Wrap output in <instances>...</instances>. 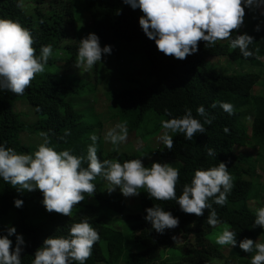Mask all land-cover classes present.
<instances>
[{"label": "trees", "instance_id": "1", "mask_svg": "<svg viewBox=\"0 0 264 264\" xmlns=\"http://www.w3.org/2000/svg\"><path fill=\"white\" fill-rule=\"evenodd\" d=\"M43 2L36 0L37 4L29 8L22 0H0V18L17 21L29 29L35 39L33 47L37 55L42 45L61 43L69 33L67 27L75 29L76 26V0H55L51 3L54 4L53 9L47 11L40 7ZM86 8L92 19L90 32L98 34L101 44L112 46L111 54H117V61H122L124 48L134 51V58L143 55V59L138 58L145 70V82L131 77L134 86L116 87L104 93L110 100V106L116 110V122H127L128 138H133L140 121L149 111L164 115L166 120L171 118L169 112L172 117H179L191 109L193 116L203 122L205 118L199 116L196 109L200 105L205 107L208 119L212 120L211 124L205 123L206 132L195 134L192 140L177 132L172 135L174 145L171 150L164 145L145 155L148 156L145 159L158 156L179 161L175 166L180 170L176 188L178 196L183 184L190 182L197 168L206 169L225 162L234 186L225 205L212 203L219 224H227L237 233V244L232 247L216 243L212 237L214 226L207 220L208 209L202 216L185 213L174 200L149 198L146 189L140 192L139 211L127 212L128 204L120 189L109 192V183L102 176L93 181L95 193L85 194V200L73 207L71 216L47 211L39 189L18 191L0 179V232L13 225L18 233L23 234L26 243L21 253L22 264H31L44 239L68 235L71 225L85 218L100 234V240L94 244L86 264H215L212 258H221L222 264H251L254 253L242 250L239 241L245 237L254 241L262 237L259 241L264 242V228L252 227L255 209L250 205L252 196L256 199L264 197V178L260 182L258 178L262 175L256 170V163L264 161V14H261V9L246 7L243 25L232 30L233 36L247 33L254 37L249 45L252 56L244 57L239 48H231L227 40L212 47H206V42L201 40L196 53L186 59H178L159 51L155 41L143 32L139 25V17L144 15L141 9H133L123 0H88ZM257 25L260 26L259 31L256 30ZM76 37L79 39L78 34ZM61 46L66 53L77 54L79 42ZM222 56L229 57L240 69L221 71L214 59ZM74 75L75 78L69 79L56 77L53 71H47L35 76L22 95L0 90V142L17 152L29 153L30 146L22 143L19 135L24 131L37 130L47 132L49 146L58 151L67 148L74 154L86 156L88 145L93 143L90 136L95 134L99 139L97 130L95 132L96 122L85 116L93 113L94 105L86 106L90 110L83 109L76 105L74 97L93 92L95 82L85 81L76 73ZM78 78L82 81L78 82ZM21 98L33 106L37 119L25 120L15 109V101ZM219 101L231 102L233 114L225 112L219 104L212 107ZM97 113L99 116L95 117L102 123L103 113ZM66 129L70 135H65ZM249 140L258 148L255 160L244 155ZM96 146L101 160L119 159L123 162L144 158L143 154L136 152L137 149L106 152L102 145L96 143ZM208 148L215 149V158L207 155ZM16 198L23 200L22 207L14 206ZM154 205L179 217V225L158 233L144 219L146 208ZM117 212L123 215L121 230L104 222L105 217H113ZM11 239L15 243V235ZM225 246H228L227 252H224Z\"/></svg>", "mask_w": 264, "mask_h": 264}, {"label": "clouds", "instance_id": "2", "mask_svg": "<svg viewBox=\"0 0 264 264\" xmlns=\"http://www.w3.org/2000/svg\"><path fill=\"white\" fill-rule=\"evenodd\" d=\"M133 9H141L144 15L139 17V25L150 39L155 41L159 51L178 59L199 50L198 42L203 40L206 47L215 46L219 41L227 40L231 48H239L244 57L253 55L249 45L254 37L247 34H235L245 18V8L261 9L264 14V0H123ZM260 30V26H256ZM35 39L31 31L19 22L0 18V90L11 91L22 95L32 80L45 70L49 58L53 55L51 44L42 45L39 55L33 47ZM112 46H101L100 37L90 32L79 40L76 66L86 71L97 63H102L104 55H110ZM219 106L228 114H233L231 102H214L212 107ZM204 121L196 118L191 109L179 117L162 121L163 132L159 139L171 150L174 145L170 133H183L185 139L192 140L197 133H204L206 124H211L203 105L196 109ZM228 129L225 128V132ZM45 138L37 149L31 153L17 152L0 142V179L16 187L18 191L42 192V204L49 212L55 211L71 216L73 207L85 200V194L96 191L93 181L102 176L109 182L107 190L114 191L119 187L125 197L138 196L140 189H146L149 198L156 200H174L180 209L189 214L202 216L208 209V223L216 226L220 223L212 201L217 205L228 202V194L233 189V177L225 162L210 168H197L190 182L184 183L182 192L177 195V184L180 181V170L171 163L152 162L145 166L141 158L124 160L103 159L98 157L95 134L88 145L86 156L77 155L71 149L57 150L49 146L48 133L42 132ZM65 135H70L65 130ZM127 122H118L105 133V140L118 151L121 144L128 139ZM214 148L207 149V155L216 157ZM23 200L14 199V206L22 207ZM252 227L264 228V205L255 208ZM144 219L150 222L158 233L176 228L179 217L159 205L146 208ZM15 235V243L11 237ZM237 233L224 228L217 235L219 245L237 244ZM175 239V237H173ZM100 240L98 230L87 218L71 225L68 235L49 236L34 254L31 264H86L92 255L93 246ZM25 239L13 225H8L0 232V264H22L21 253L24 251ZM239 247L248 253H254L251 264H264V242L245 237L239 241Z\"/></svg>", "mask_w": 264, "mask_h": 264}, {"label": "rangeland", "instance_id": "3", "mask_svg": "<svg viewBox=\"0 0 264 264\" xmlns=\"http://www.w3.org/2000/svg\"><path fill=\"white\" fill-rule=\"evenodd\" d=\"M53 2H55V0H44V2L40 4V7H42L43 11L51 10L54 7V4H51ZM22 3L25 4V6H28L29 8L34 7L35 4H37L36 0H22ZM87 3L88 0H76L75 29L71 28L70 26L67 27V30L69 32L67 36L63 38L61 43H58L53 46V55L49 58V60L51 59L54 62L52 63V61L49 62L48 60L49 63L47 62L45 70L37 75H42L47 71H53L56 74V77L64 76L69 79H72L75 78L74 73H76L77 75H80L83 80L86 79L91 82H95V89L93 90V92L87 91L81 96H76L74 97V101L77 106H80L81 108L87 110H90L88 107H86L88 104L94 105L93 113L86 114L85 116L89 117L91 120H94V122H96L95 132L97 130L96 134L99 135V139L96 143L102 145L103 150L107 152L108 150L114 149L113 145L109 141L105 140V133L109 128L114 126L113 124L114 122H116V118L118 116H114V114H116V110L113 109V106H110V100H108L104 96V93L108 90L115 89L116 87L134 86L135 83L132 78H140L143 82H145L147 79L145 75V70H143V64L141 62V59H143V55H138L141 59L138 58V56L134 58V56H136V53L134 51H127L125 50V48L122 49V61L120 62L117 61V54L104 55L102 57V63L97 64V73L95 71L96 65L91 70H88L86 72L83 68L79 69L76 66L75 61L77 58V54H74L69 51L66 53V49L64 48V46L62 47L61 44L64 45L65 43L71 42L73 44L75 42H79L80 39L90 33L92 19L88 12V9L86 8ZM76 34H78L79 39L76 37ZM123 45H125V43L122 44V46ZM101 46H103V44H101ZM214 62L217 63L216 65L221 71H235L237 69H240V67L237 66L227 56L215 58ZM122 74L124 76V79L122 77ZM82 79L78 78L77 81L80 82L82 81ZM95 98L97 99L96 102H94ZM15 109L21 113L22 118L25 120L33 121L37 119V114L35 113L33 106L25 98H21L15 101ZM99 111L102 112L104 116L102 123H100V119H96L95 117V115L99 116V114L97 113ZM150 115H152V117H150ZM163 120H165L164 115L149 111L145 119L140 121L137 129L135 130L137 134H135L134 132L133 138H128L129 140L127 139L125 143L120 145L119 150L137 149V151H135L138 154L144 155V158L141 160L144 164L148 163V167H150L151 163L154 161L161 163L167 162L173 164V166H177L179 164V161L171 157L164 158L158 156H151L148 159H145L148 157L145 155L149 154L152 150L162 148L165 145L159 139L163 132ZM174 134L175 133H170V135ZM19 137L22 143H25L30 146L31 149L29 153L34 152L37 149L38 145L42 143L45 139L37 130L34 132L24 131L20 133ZM257 151L258 148L256 147L255 143L251 140L247 141L246 146L244 148V155L248 156L252 160H255ZM256 170L260 175H262L260 178H258V180L262 182L264 178L263 160H260L256 163ZM141 190H143V188L140 189V191ZM117 191H119V187H117L112 192ZM124 199L128 204L127 212H135L137 210L139 211L140 194L138 196L132 197L124 196ZM250 205L254 209L256 207L264 205V197L256 199L254 196H252ZM104 222L110 226L121 230L123 226L122 224L124 222L123 215L117 212L113 217H105ZM224 228H229V226L227 224H218L214 226V233L212 234V237L215 241L217 235L222 233ZM261 238L262 237H259L258 240H260ZM227 250L228 246H225L224 252H227ZM170 257H172L171 254ZM212 260L215 264L223 263V260L221 258H212Z\"/></svg>", "mask_w": 264, "mask_h": 264}]
</instances>
